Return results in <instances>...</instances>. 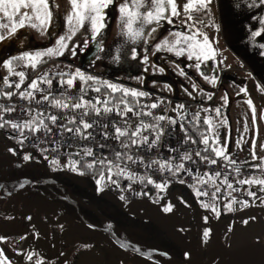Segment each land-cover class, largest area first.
<instances>
[{"label": "rangeland", "instance_id": "374dc122", "mask_svg": "<svg viewBox=\"0 0 264 264\" xmlns=\"http://www.w3.org/2000/svg\"><path fill=\"white\" fill-rule=\"evenodd\" d=\"M121 2L122 0H113L112 4L116 6L117 15L110 24L105 15L104 24L110 27V31L106 27L101 30L99 35L106 32L102 38V46L83 69L80 67L81 55L93 41L99 38V35L97 38H92L90 30L78 32L76 37L68 41L70 47L62 56H45L43 62L35 69L22 61H14L12 74H9L8 69L2 64L1 80L4 82L5 77L12 78L16 85L20 81L15 73L23 71L25 72L23 83L27 81L31 84V81L43 70L71 73L76 68H80L87 74L104 76L106 80H112L110 82L125 87L137 89L144 87L173 96L179 100L173 103L176 114L181 113V108L178 106L182 100L203 103L204 105L198 109V114L210 118L212 130L209 131L208 125L206 130L212 147L226 145L229 159L236 163L249 164L256 161L255 165L259 164L262 167L255 177L264 179V160L259 159L264 157V149L260 147L264 144V99H261L260 92L256 90L250 73L243 68H231L226 70L223 76L218 75L212 83L211 79L205 80L200 70L197 71L195 57L190 59L187 54L176 56L166 50L154 49V43L168 37L170 32L184 31V29L170 28L161 34L156 29L159 23H153L145 25L144 37L132 41L122 34L119 13ZM183 4H177L179 12V15L175 16L177 21L186 17L185 12V17L181 14ZM49 5L52 17L46 28L26 25L19 29L29 31V37L11 36L3 41V49L0 52L2 62L9 57L18 56L21 52L42 50L52 46L55 39L66 32L65 17L71 10V4L66 5L62 0H49ZM65 8L68 11L65 12ZM54 10H57V13H53ZM142 10L147 9L145 7ZM52 25L53 31L50 29ZM152 29L155 31L148 35ZM3 31L0 29V32ZM201 31L206 30L201 29ZM145 38L151 40L152 45L149 50L144 47ZM21 39H23L22 44L19 42ZM82 41H86V44ZM132 48L137 51L135 58L131 56ZM73 49L76 50L75 55L72 54ZM145 51L149 57L147 63L142 59ZM118 55L119 60L116 59ZM153 65L163 67L165 71L162 73L153 71ZM180 69H183L185 75H180ZM55 77L60 82L61 75ZM64 77L69 78L68 75ZM136 77L140 79H135ZM193 84L197 87L193 88ZM241 89L245 90L241 91ZM254 93H258L257 96ZM249 100L252 102L251 105ZM220 106L226 107V115L223 117L216 112ZM222 120H226V123H220ZM23 152L29 156V159L25 160L20 155L14 143L0 141V181L14 173L16 167L33 161L31 152ZM253 152L257 158H253ZM56 167L64 168L71 175L77 173L73 166L56 165ZM262 189L264 186L256 185L253 190L255 196L248 197L246 206L242 207L241 202L247 198L237 199L231 202V211L224 208V215L220 212L219 216L211 209L206 211L194 199L193 191L184 192L181 186L175 187L156 200L146 198L137 202H123V207L135 216L159 224L180 244L184 252H190L189 257L183 255L179 258L183 263L213 264V261H216L217 264H264V203H261L264 199V190ZM17 199L22 202L25 200L26 203L17 205L15 204ZM168 203L173 204V211L165 213L163 207ZM55 209L56 203L45 199L34 201L20 195H11L0 200V232L4 233L0 235L3 237L0 239V251L8 258L9 264H36V260L40 259L39 254L47 256L49 264H99L102 260L103 264H123L124 257L108 251L103 243H99L100 249L97 244L87 242L88 247H85V244L79 243L81 241L79 238L83 234H90L95 230L85 225L72 227L75 233L69 228L60 231L63 227L61 225L58 229L54 228L59 220L43 213L53 215ZM205 216L209 217L207 221L203 219ZM243 220H248L249 223L245 225L242 223ZM204 227L211 229L208 243L202 242L201 239ZM29 255L31 259H28ZM126 261V264H156L136 255H132Z\"/></svg>", "mask_w": 264, "mask_h": 264}, {"label": "built area", "instance_id": "2783aa9c", "mask_svg": "<svg viewBox=\"0 0 264 264\" xmlns=\"http://www.w3.org/2000/svg\"><path fill=\"white\" fill-rule=\"evenodd\" d=\"M189 14L192 17L191 22L205 24L206 19L202 13L190 10V13L186 14L187 18ZM226 70H221L219 77L223 76ZM99 78L106 80L104 76ZM49 80L52 81L51 84L38 80L35 89L29 87L27 81L16 88L12 78L8 79V84L4 83V90L0 89V141L12 142L21 151L40 153L43 160L51 165L77 167L85 164L101 168V189L120 201L137 202L146 198L156 200L181 186L193 191L196 202L201 206L202 202L210 205L214 203L218 209H224L229 201L246 196V190L239 181L259 174V168L254 165H244L231 159L212 156L209 153L210 143L204 144L202 140H197L186 132V127L195 124L194 114L198 113L203 103L182 100L179 103L184 107L181 108V113L176 114L173 103L179 101L177 98L138 87L150 95L138 97L133 104L129 103L133 111L121 115L120 113L124 112L123 105L117 111V106L108 103L111 111L105 112L102 104L97 102V97H100L101 102L105 99L103 84L76 80L70 88L66 82L61 84L56 78ZM96 88H100V92H96ZM5 92H11L12 95L5 96ZM21 92L25 95L21 96ZM29 92L32 93L31 96L28 95ZM42 96H48V99H41ZM81 96L85 101H91L100 107V112L97 113L90 104L71 107L72 104L80 102ZM54 100H60L62 104L67 103L69 106H58L53 103ZM153 102L157 103L156 108H151ZM9 108L12 111H6ZM218 109L220 116L226 115L225 106ZM136 112L141 114L137 116ZM148 112L151 115L145 114ZM161 115L165 116V119L157 120L156 117ZM51 116L56 117L55 122L50 119ZM168 117L175 123H171ZM81 120L91 126L85 129L80 123ZM10 122L19 127L13 128ZM25 122H31L32 128H36L37 124L40 126L33 131L25 126ZM141 122L156 127H141L140 132L132 136ZM117 127L123 134L116 133ZM160 129H163L162 133ZM141 137H147V140H142ZM133 140L137 142L133 143ZM153 140H156L155 144L152 143ZM198 152L200 156L196 155ZM117 153L120 154L119 157ZM185 154H188L190 159L185 160ZM202 157L214 159L216 163L210 164ZM102 160L111 161L112 164H102ZM169 164L172 165L171 168L167 166ZM180 164H183V167L177 172L176 166ZM109 167L112 169L110 173ZM120 169L128 175L121 173ZM217 172L220 176H215ZM209 176L213 177L211 181ZM149 177L152 182H149ZM225 178L232 184V188H228L224 182ZM198 180L203 182L198 183ZM161 183L166 184V187L158 188L157 185ZM217 188L220 191L217 193L218 198L214 199L212 193ZM195 189L208 194L197 196ZM121 195L124 199H120Z\"/></svg>", "mask_w": 264, "mask_h": 264}, {"label": "snow or ice", "instance_id": "6c2138e0", "mask_svg": "<svg viewBox=\"0 0 264 264\" xmlns=\"http://www.w3.org/2000/svg\"><path fill=\"white\" fill-rule=\"evenodd\" d=\"M211 0H187L186 3L183 4V10L186 14L190 13V10L203 8L207 9L208 5L210 4ZM113 3V0H70L71 4V10L67 13L65 17V24H66V32L64 34L59 35L55 39V43L52 46H49L42 50H36V51H25L21 52L18 56H12L8 59L3 60L4 66L8 69L9 74H12L13 69V62L14 61H22L26 65L31 66L32 68H36L40 63L43 62V58L45 56L47 57H59L62 56L66 49H68L69 43L68 41L72 40L74 37L77 36V33L81 30L89 31L91 33L92 38H97L100 34L101 30L105 27L104 24V18H105V9L109 7ZM260 5H264V0H259ZM197 5H199V8H197ZM146 7L147 10H142ZM0 12L3 13V17H0V29H3V32H0V41H4L7 38L13 36L17 33V30L19 28L25 27L26 25H31L32 27H41L46 28L47 24L50 23L51 17H52V11L50 9L49 0H0ZM171 13V16L168 15V13ZM119 13H120V19L122 22V34L132 41H136L142 37L145 36V25H151L153 23H159L163 19H167L169 23L172 22L171 17L178 16V5L176 0H131L129 3V0H122V2L119 4ZM207 14V12H206ZM192 19L191 15H188V20L190 21ZM252 20H259V27H257L255 30L251 32V38L259 37L262 33H264V15L259 16H252ZM6 21V22H5ZM187 23V21H185ZM190 27L194 29L191 32H170L168 37H165L161 39L159 42L154 43V49L159 50H166L168 52L174 53L176 56H181L184 54H187L188 57L191 59L192 57H195L197 60V63L195 65L197 71L200 70V61L201 60H208L210 57L215 58L216 49L212 46V43L208 37V35L201 31L200 28H197L195 24H191ZM218 27V26H217ZM155 29H152L151 32L148 33V35H151L152 32H154ZM145 42H147L145 40ZM82 43L86 44V41H82ZM261 49H264V44H260L259 46ZM83 50V49H80ZM119 51V50H118ZM72 54H76V50L73 49ZM261 56H264V51L260 52ZM131 56L135 58L137 56V51L135 48L131 49ZM117 60L120 59L119 55L116 57ZM142 59L145 63L148 62L149 57L147 52L142 56ZM177 68H179V65H177ZM153 71H159L164 72L165 69L163 67H157L153 65ZM203 75V73H201ZM19 77V83H16L15 87L19 88L20 84L24 82L25 80V72L20 71L15 73ZM61 79L60 83L68 85V87H73L76 78L78 77L80 81L82 82H88V81H95L100 84H103L106 86L107 89H110V93H116L121 92L123 93V96L117 101V111H119V105H123L124 112H121L120 114L123 115L126 112L133 111L132 108L129 107V103L127 100V97L130 95L133 98L138 97H148L150 95L147 91H141L137 88H129L125 87L122 84H117L110 82L108 80H100L99 77L90 75L82 71L80 68H76L74 72H71L68 74L69 78L65 81L63 79L64 74L61 73ZM180 75H185V72L183 69H180ZM48 73L45 72L43 75L38 76L36 79H33L31 81V84L29 87L35 89L38 86V80H43L45 83L51 84L52 81L47 79ZM205 80H208L209 78L207 76L204 77ZM135 79H140V77H136ZM217 78L213 76L211 78L212 83L215 82ZM4 83L8 84V78H4ZM155 83V81H153ZM193 88H196L197 85L193 84ZM165 87H169L168 85H165ZM81 90H83V84L81 86ZM245 89H241V91H244ZM96 92H100V88L95 89ZM110 93H105V99L101 102L100 97H97V102L101 103L103 106V109L105 112L111 111V109L108 107V99L107 96L110 95ZM5 96H11V92H5ZM21 96H24L25 93L21 92ZM29 96L32 95L31 92L28 93ZM191 95V93H189ZM41 99L47 100L48 96H42ZM70 99V98H69ZM53 103H55L58 106H62L67 108L69 105L67 103L62 104L60 100H54ZM251 100H249V104L251 105ZM84 104H90L93 109L99 113L100 107H97L96 104H92L91 101H85L83 96L80 97V102L76 104H72L71 107L77 108L82 107ZM157 103L153 102L151 104V108H156ZM178 107L183 108V105H179ZM6 111H12L11 108L6 109ZM217 114H219V109H216ZM137 116H139L141 113L136 112ZM146 115H151L150 112L145 113ZM199 114L197 113V116ZM50 119L55 122L56 117L51 116ZM75 119V118H73ZM157 120H164L165 116L161 115L156 117ZM171 123H175L174 120H172L171 117L167 118ZM205 124L208 125L209 131L212 130V124L209 117L204 118ZM12 123V122H10ZM42 123V122H41ZM81 124H83V127L89 128L91 125L88 124L86 121L81 120ZM220 123H226V120L220 121ZM25 126L32 128L31 122H25ZM39 124L36 125V128H32L33 131H35L37 128H39ZM219 126V125H217ZM13 128L19 127L16 123H12ZM141 127H151L155 128L156 125H144L143 122H141V125H138L136 128V131L133 132L131 135L136 136L140 130ZM183 127V125H181ZM117 134H123V131L117 127L115 129ZM163 129H160V132L162 133ZM107 135V134H105ZM186 139L188 137H185ZM117 139H119V135H117ZM142 140H147V137H141ZM133 143H136V140L132 141ZM202 143L208 144L209 138L207 136H204L202 138ZM153 144L156 143V140L152 141ZM215 143V141H213ZM239 143V142H238ZM255 143V142H253ZM260 147L264 149V144H261ZM213 152L215 153L216 157H223L225 160H228L229 157L226 152V145H221L218 147L213 148ZM90 154V152H89ZM117 157L120 156L119 153L116 154ZM197 156H200V153H196ZM253 158H257L255 156V152H253ZM25 160L29 159V156L25 155ZM128 159H131V157H128ZM184 159H190L188 154L184 155ZM202 159H205L210 164H215L216 160L209 159L208 157H202ZM259 159L264 160V157H259ZM95 163V161H93ZM102 164H109L111 165V161L102 160ZM91 167V165H88ZM163 166V165H162ZM169 168L172 167V165H167ZM117 167H119L117 165ZM183 167V164L176 166V171L179 172L180 168ZM254 167L260 168L261 165L257 164L254 165ZM73 168L75 170V165H73ZM111 167L108 168V172H111ZM190 171V169L188 170ZM120 172L128 175V173L124 172L123 169H120ZM103 174V173H102ZM205 175H208L205 173ZM215 176H220V173H215ZM213 179L212 176H209V180L211 181ZM149 182L151 181V178L149 177ZM202 180H198V183H202ZM225 183H227L228 188H232V184L227 181L225 178ZM115 183V181H113ZM239 183L242 184H257L264 186V179L262 178H256V177H249L246 180L239 181ZM97 184H100V181L97 180ZM158 188H164L166 187V184H158ZM100 191L101 189H97ZM264 190V189H262ZM196 195H207V192L201 193L198 189H195ZM219 188H217L213 193L212 197L214 199H217V193L219 192ZM249 196H255L254 192H248ZM120 199H124V196L121 195ZM233 199H235L233 197ZM261 203H264V199L261 200ZM248 204V201H242L241 206L244 207ZM202 207L207 209L211 207V211L215 213L217 216L220 215V211L217 208V206L209 203L202 202ZM225 210L231 211V201H229L227 204H225ZM163 211L165 213H169L173 211V204L168 203L163 207ZM205 221L209 219L208 216H205L203 218ZM243 224L247 225L249 223L248 220H243ZM231 226H229V231H231ZM183 231V229H181ZM210 232L211 229L209 227H204L202 232V242L208 243L210 241ZM0 239H3V237H0ZM257 240H259V236H257ZM123 246V245H122ZM85 247H88V245H85ZM167 255V253H165ZM185 257L190 256V252L185 251L183 253ZM31 255L28 256V259H31ZM0 264H9L8 258L3 254L2 251H0ZM36 264H41V260L37 259ZM213 264H217L216 261H213Z\"/></svg>", "mask_w": 264, "mask_h": 264}, {"label": "crops", "instance_id": "0c3cea01", "mask_svg": "<svg viewBox=\"0 0 264 264\" xmlns=\"http://www.w3.org/2000/svg\"><path fill=\"white\" fill-rule=\"evenodd\" d=\"M66 5L70 4V0H62ZM177 4L186 3L187 0H176ZM114 4L109 5L105 9L106 18L110 24L117 15V9ZM199 8V5H197ZM66 9V8H65ZM198 13H202L206 19L205 24H195L188 20L187 16H184V10L181 14L186 18L177 21L176 17H171L172 22L169 23L167 19H163L159 22L156 29L159 32L164 33L170 28L184 29L186 32H191L194 29L190 27L191 24H195L197 28L205 29L212 46L216 49L215 58H209L208 60L200 61V71L204 77L207 76L210 80L213 76L218 77L219 72L223 69H236V67L243 68L250 73L252 82L256 85V90L260 94L261 99H264V56L260 55V44H264V33L259 37L251 38V32L259 27V20H252V16L264 15V5H260L259 0H211L207 9L199 8L192 9ZM68 9L65 10V12ZM207 12V14H206ZM53 13H57L54 10ZM171 16V13H168ZM0 17H3V13L0 12ZM182 18V16H181ZM187 21V23L185 22ZM6 22V21H5ZM218 26V27H217ZM110 31V27L105 26ZM53 25L51 31H53ZM105 33L99 35V45L102 46V38ZM29 31L24 29H18L17 33L13 36L22 38L29 35ZM101 38V39H100ZM147 42H144V47L149 50L152 45L150 38H145ZM144 40V41H145ZM23 43V39L19 41ZM32 43V40H30ZM3 41H0V52L3 49ZM3 64L0 59V67ZM51 71L47 72L48 77ZM43 75V74H42ZM4 84L0 77V87ZM2 89V87L0 88ZM4 90V89H3ZM2 90V91H3ZM257 93V94H258ZM256 96L257 94L254 93ZM200 116V115H199ZM204 117V116H202ZM205 118V117H204ZM212 147V145H211ZM239 156L238 154H235ZM251 163H256L251 162ZM257 184H243L247 192V199L250 197L248 192H253Z\"/></svg>", "mask_w": 264, "mask_h": 264}, {"label": "trees", "instance_id": "16d2710c", "mask_svg": "<svg viewBox=\"0 0 264 264\" xmlns=\"http://www.w3.org/2000/svg\"><path fill=\"white\" fill-rule=\"evenodd\" d=\"M61 73L64 75L69 74L68 72L54 71L51 72V75L56 76ZM63 79L65 81L67 80L66 77ZM76 80H79V78L77 77ZM104 91L106 93H110V89H107L106 86H104ZM122 96L123 93L121 92L110 93V95H108V103L117 106V101ZM127 100L128 103L133 104L137 98H133L129 95ZM120 106L122 105H119V107ZM195 115L197 114H194L195 124L191 127H186V132L194 136L197 140H202L204 136H207V124L204 122V117ZM18 150L21 153L20 155L25 157L26 154H24V152L20 149ZM31 153V158L33 159L32 163L16 167V173H20L21 175L27 176L31 179L52 176L59 179V181L70 184L73 189L83 192L85 196L92 198L95 201L93 204H95L103 214L113 220L116 226L126 233L133 241L146 247L168 250L178 259L183 257L184 250L181 248L180 244L172 239L165 229H163L159 224L153 220L135 216L123 207L122 201L108 195L101 189L100 185L97 184V180H99L101 176V168L95 166L89 167L88 165L82 164L75 167L77 173L71 175L64 170V168L46 163L40 153ZM209 153L215 157L213 147H211ZM98 188L101 190L98 191ZM183 189L184 192L189 191L187 188ZM179 260L181 261V259Z\"/></svg>", "mask_w": 264, "mask_h": 264}, {"label": "flooded vegetation", "instance_id": "af4514ba", "mask_svg": "<svg viewBox=\"0 0 264 264\" xmlns=\"http://www.w3.org/2000/svg\"><path fill=\"white\" fill-rule=\"evenodd\" d=\"M98 41L99 40H96L95 42H98ZM97 44L98 43H96L95 46H97ZM31 163H32V161L31 162H27V164H25V165H28V164H31ZM25 165H22V166H25ZM26 178L30 179V180H36V179H31V178H29L27 176H24V175H21L20 173H16L15 172V173L10 174L5 179L1 180L0 184L6 183V182H9V181H13V180H17V179H26ZM43 178H53L55 181L59 182L61 185L65 186L66 188L64 190H62L60 187H58V186H56L54 184L37 185L32 190H29V191L24 192V193H15L13 195H20L23 198H26L28 200H34L35 201V200H38V199H45V200H51L52 202L56 203L55 214H53V215L52 214H48V213H43V214L46 215V216L48 215V216H53L54 218H57V220H59V221L55 223L54 228L58 229L59 225L63 226V227L60 228V231L61 230L64 231V229L69 228V229L72 230V232L75 233V230H73L72 227H75V226H78V225H85V226L91 228L92 230H95V231H93L90 234H88V233L87 234H83L79 238L81 240L79 243H81V244H85L86 245L87 242H90V243H93V244H97L98 248L100 249L99 243H103V244L106 245L108 251H110V252H112L114 254H118L121 257H124V259L122 260L123 264H126V262H127L126 260L128 258H130L132 255H136V256H139V257H141V258H143V259H145L147 261H151V260L146 259V258H144V257H142L140 255H137V254L133 253V252H130V251H127V250H124V249L120 248L119 246H117L114 243V241L108 235H106L104 232H102L99 228L93 227V226L87 224L82 219V217L80 215V214H82L92 224H94L96 226H102L103 222L101 221L99 216L94 211L90 210L89 208H87V207H85V206H83V205H81L79 203L77 204V207H78L77 208L75 205H73L71 203H68L65 200L66 198L69 199L71 197H75V198L83 200L88 205L94 206V207H96L98 209V207L95 204H93V202H95V201L92 198H89V197L85 196L83 194V192H80L78 190L73 189L70 184L62 182V181H59V179L54 178L52 176H46V177L37 178V179H43ZM23 202L26 203L25 200ZM23 202H22V200H19V199L15 200V204H17V205L22 204ZM219 211L221 212V215L224 214V212H222L221 210H219ZM99 212L112 222V225L114 226V229L116 230V232L120 236H122V237H124V238H126L128 240L133 241L130 237H128V235L126 233H124L122 230H120L116 226V224H115V222L113 220H111L109 217H107L105 214H103L100 210H99ZM0 235H4V233L0 232ZM106 238H107V240H106ZM133 242H135V241H133ZM164 251L170 253L168 250H164ZM39 255H40L41 264H49V263H47V261L49 260L47 256H45L44 254L43 255L39 254ZM52 255H53V253H52ZM62 262L64 263V260ZM151 262H153V261H151ZM153 263H155V262H153ZM99 264H103V260ZM156 264H158V263H156Z\"/></svg>", "mask_w": 264, "mask_h": 264}, {"label": "water", "instance_id": "95a60500", "mask_svg": "<svg viewBox=\"0 0 264 264\" xmlns=\"http://www.w3.org/2000/svg\"><path fill=\"white\" fill-rule=\"evenodd\" d=\"M95 41H93L81 55V58H80L81 68H84L85 64L89 62L90 60H92L96 56L98 51L100 50L99 41L98 42H95ZM96 43H98L97 46H95ZM45 184H54L60 187L62 190L66 188L65 186L61 185L59 182L55 181L53 178H43V179H36V180H30L27 178L17 179V180H13V181L0 184V200L10 195H13L15 193H24L29 190H32L37 185H45ZM65 200L68 203L75 205L76 207H77V204L79 203L89 208L90 210L94 211L99 216L101 221L103 222L102 226H96L92 224L91 222H89L82 214L80 215L87 224L93 227L99 228L102 232L108 235L114 241V243L120 248L133 252L137 255H140L158 264H186V263L181 262L176 257H174L173 255H171L170 253L164 250L146 247L139 243L133 242L131 240H128L120 236L114 229V226L112 225V222L109 219H107L104 215H102L96 207L88 205L83 200L75 198V197H71L69 199L66 198ZM165 253H167V255H165Z\"/></svg>", "mask_w": 264, "mask_h": 264}]
</instances>
